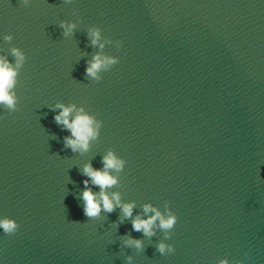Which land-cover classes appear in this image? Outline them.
<instances>
[{
	"label": "water",
	"instance_id": "water-1",
	"mask_svg": "<svg viewBox=\"0 0 264 264\" xmlns=\"http://www.w3.org/2000/svg\"><path fill=\"white\" fill-rule=\"evenodd\" d=\"M14 47L26 59L18 110L0 105V217L19 228L0 230V264H264V0H0L13 64ZM97 53L119 58L99 79L85 72ZM57 104L101 123L87 151L65 147ZM109 151L126 163L108 193L133 214L90 219L83 168ZM145 204L174 228L134 231Z\"/></svg>",
	"mask_w": 264,
	"mask_h": 264
},
{
	"label": "clouds",
	"instance_id": "clouds-1",
	"mask_svg": "<svg viewBox=\"0 0 264 264\" xmlns=\"http://www.w3.org/2000/svg\"><path fill=\"white\" fill-rule=\"evenodd\" d=\"M66 3L70 0H65ZM24 5H28L30 0H22ZM60 27L64 29V36H69L75 29V24L62 22ZM92 45L99 44L100 31L98 29H92L89 32ZM4 39L10 41L13 39L11 34L5 35ZM121 46L123 42L120 41ZM100 48H103V44H99ZM11 54L15 57V63L10 62L6 57L0 56V105L5 106L9 111L18 110V96L16 94V86L18 83V77L20 75V68L25 62V54L18 48H12ZM119 63L118 57L105 56L101 57L100 53L93 56L92 60L88 61L85 69L86 75L92 78H97L98 73L102 70H106ZM55 107L60 108L61 111L55 115V121L57 124L62 125L67 129L71 136H65V147H70L75 151H87L89 143L92 139L97 138L99 135V129L101 123L98 122L94 116L85 112L83 108L76 109L75 105L65 106L63 104H57ZM76 112L75 116H72L73 112ZM126 161L117 156L114 152L109 151L103 157L102 169H94L91 163H88L83 168V173L88 179L83 181L84 190L81 195L83 201V213L87 218H97L101 212L111 213L116 207H121L123 218H130L133 214L134 203H121L120 195L118 193H108V189L114 187L118 183V176L113 173H119L123 170ZM99 187V193H94L89 188V183ZM143 211L145 214L153 212L154 215L143 218L137 215L132 220V228L134 231L143 232L145 236L154 235V228L167 232L174 228L177 223L178 217L176 214L168 211L167 215L161 213V211L152 207L150 204H145ZM158 222V223H157ZM19 228V224L15 219L9 217H0V230L7 235H13ZM125 246H135L137 249H141L143 244L141 240L128 238L124 240ZM157 250L164 254L171 253L175 249L171 245H167L161 242L157 246ZM131 259V258H129ZM220 264H228L227 260H221Z\"/></svg>",
	"mask_w": 264,
	"mask_h": 264
}]
</instances>
